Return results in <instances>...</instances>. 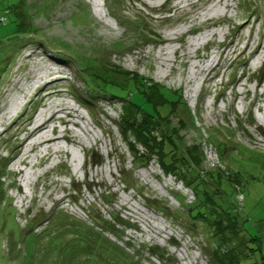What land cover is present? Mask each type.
<instances>
[{
    "label": "rangeland",
    "instance_id": "obj_1",
    "mask_svg": "<svg viewBox=\"0 0 264 264\" xmlns=\"http://www.w3.org/2000/svg\"><path fill=\"white\" fill-rule=\"evenodd\" d=\"M6 9L8 21L0 24V202L12 200L15 213L0 210V264H111L105 250L97 249L95 260L90 254L68 262L53 249L57 238L68 243L79 232L89 240L101 233L98 211L130 224H123L119 238L107 234L134 258L129 264L213 262L207 253L214 245L203 232L192 234L180 216L193 193L164 173L157 157L134 167L118 129L123 109L132 105L87 90L78 65L90 60H109L182 92L194 125L184 106L159 111L184 144L203 153L205 167L243 177L246 246L254 251L251 261L264 264V156L251 160L243 151L264 155V0H0V11ZM25 12L33 28L28 35ZM138 92L132 103L142 105ZM213 137L227 145L226 156ZM93 154L103 161L93 164ZM154 248L166 252L164 263L151 254ZM217 248L227 254L228 247ZM114 256L121 264L122 254Z\"/></svg>",
    "mask_w": 264,
    "mask_h": 264
},
{
    "label": "trees",
    "instance_id": "obj_2",
    "mask_svg": "<svg viewBox=\"0 0 264 264\" xmlns=\"http://www.w3.org/2000/svg\"><path fill=\"white\" fill-rule=\"evenodd\" d=\"M7 10L10 14V10L6 9L0 11V15H6L5 12ZM21 15L26 19L25 22L28 20L30 22L26 33L28 35L33 30L29 14L25 12L21 13ZM78 74L85 80V87L93 95L107 94L116 101L123 100L125 103L132 105L123 109V123L118 126V129L122 138L128 144L135 163L134 167H146L152 157H157L164 173L173 175L176 180L191 190L195 199L185 206L187 212L180 214V216H183L186 221L185 225H187L186 227L189 228L192 234L197 235L198 232H203L209 247L214 245L215 250H209L207 253L211 261H213L212 264H244V260H250V262H246L247 264H254L251 261L254 251L248 250L246 246V237L250 239V235L241 217L243 200L239 199V193L242 191L240 185H243V177L227 174L220 168L205 167L203 153L197 146L188 147L184 144L177 130L171 126L167 119V114L174 112L181 106H184L182 109H185L186 113L191 117L190 110L187 109L186 103L182 101V92L167 90L151 80H145L137 74L123 70L121 67L110 63L109 60L104 63L98 60L86 61L83 66L78 65ZM134 90H138V93L142 95V105L132 103ZM119 91L125 94L120 95ZM132 107L134 108L132 109ZM160 108H163V112L167 110V114L163 115L159 111ZM190 123L194 125L193 117L189 118ZM213 138L221 156H226L227 145L221 143L218 138ZM138 147L143 148L146 153L140 154L137 150ZM243 151L252 155L251 160H256L258 155L264 156L261 153L245 148H243ZM243 151L241 155H244ZM230 157L236 163L242 161V159H237L233 155ZM90 160L97 165V163L99 164L103 161V157L93 154ZM2 167L5 172L7 165L4 164ZM4 174L6 175V173ZM121 174H125V179L128 183L131 181L130 176H127L125 171H122ZM3 185V183H0V192L4 188ZM2 198L3 200L5 198L4 192ZM176 198L181 203L185 201L182 196H176ZM6 201L7 206H2V201L0 202L1 212H5L8 209L15 213L12 200ZM150 204L158 206L160 203L152 200ZM98 212L99 215L96 214L94 221L102 229V232L92 234L91 240L86 238V233L81 232L68 243H63L57 238V243L53 245V249L58 252L56 255L58 257L64 256L70 262L73 258L92 254L94 257L88 259L95 260L99 255L97 249H100L108 252L107 254L110 255L109 259L112 261L111 264H115L113 263L112 255H116L114 257L117 258L119 253L122 254L121 264H129V260L134 262L133 257H130L124 249L107 236V234H110L119 238L118 233L121 232L122 226L130 224L126 223L119 214L111 215L108 219L100 211ZM168 212L170 211L168 210ZM13 216L10 222L16 225ZM76 225L77 223L72 224V226ZM31 233L34 234L33 232ZM78 241H83V243L75 244ZM217 245L220 248L222 246L228 247L227 254H221ZM66 250L67 252L64 253ZM151 250V254H159L160 257L158 259L162 263L165 262L166 252H161L159 248L157 251H154L155 248ZM226 257H229L230 261ZM173 264L175 263L173 262Z\"/></svg>",
    "mask_w": 264,
    "mask_h": 264
},
{
    "label": "built area",
    "instance_id": "obj_3",
    "mask_svg": "<svg viewBox=\"0 0 264 264\" xmlns=\"http://www.w3.org/2000/svg\"><path fill=\"white\" fill-rule=\"evenodd\" d=\"M6 15H0V23L6 24L8 21V10L5 12Z\"/></svg>",
    "mask_w": 264,
    "mask_h": 264
},
{
    "label": "bare ground",
    "instance_id": "obj_4",
    "mask_svg": "<svg viewBox=\"0 0 264 264\" xmlns=\"http://www.w3.org/2000/svg\"><path fill=\"white\" fill-rule=\"evenodd\" d=\"M53 116H54V115H53ZM39 128H41V127H39ZM39 128H36V129L38 130ZM34 131H35V130H34ZM61 138H62V137H61ZM57 139H58V138H57ZM50 141H51V140H50ZM50 141H49V142H50ZM52 141H53V140H52Z\"/></svg>",
    "mask_w": 264,
    "mask_h": 264
}]
</instances>
